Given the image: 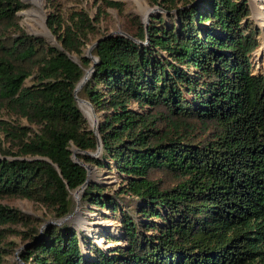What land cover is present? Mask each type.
I'll list each match as a JSON object with an SVG mask.
<instances>
[{
    "label": "trees",
    "instance_id": "1",
    "mask_svg": "<svg viewBox=\"0 0 264 264\" xmlns=\"http://www.w3.org/2000/svg\"><path fill=\"white\" fill-rule=\"evenodd\" d=\"M146 1L170 22L137 20L124 30L138 41L98 35L75 91L98 113L93 156L81 152L95 149L96 136L72 89L89 65L82 48L95 22L81 10L65 22L48 13L56 43H47L19 25L24 2L0 0V196L68 213L85 177L75 147L121 178L136 216L85 182L80 201L120 212L125 244L104 249L67 223L39 228L42 218L0 203V264L15 223L25 227L23 264H264V73L250 60L259 29L245 0Z\"/></svg>",
    "mask_w": 264,
    "mask_h": 264
},
{
    "label": "rangeland",
    "instance_id": "2",
    "mask_svg": "<svg viewBox=\"0 0 264 264\" xmlns=\"http://www.w3.org/2000/svg\"><path fill=\"white\" fill-rule=\"evenodd\" d=\"M24 2L25 7L17 10L18 23L27 33L42 37L47 43H56L55 37L49 32L45 26V18L48 13L56 15L60 22L69 21V17L74 15L75 12L81 10L84 11L90 19L95 22V31L87 35L82 51L85 52L86 47L95 40L98 35L106 34L113 30L132 29L135 22H143L144 15L148 14V17L154 16L155 19L158 15L163 17V20L168 24L170 22V16L166 14L163 8L157 4H149L146 0H112L118 2L117 5H107L104 0H40L39 4L33 3L31 0H21ZM264 2V0H262ZM261 0H245L249 13L248 22L258 27L259 32L256 35L258 40V46L251 52V64L253 73H264V3ZM255 2V3H254ZM144 9V11H143ZM26 11H33L37 15L43 14L42 24H34L30 20L27 23ZM260 21V23L258 22ZM258 22V23H257ZM116 33V32H114ZM127 33V32H126ZM128 34V33H127ZM262 47V48H261ZM67 55L74 61L77 60V55L74 52H67ZM85 69V68H84ZM84 71V70H83ZM25 83H28V79H25ZM80 107V106H79ZM82 113V112H81ZM84 113H82L83 115ZM98 113H95L96 121L98 120ZM5 117V114H1ZM85 118V115H83ZM21 123H26L24 119H20ZM86 124L89 125L88 120L85 118ZM35 129L34 125H30ZM7 144L2 140L0 133V146L5 147ZM72 148V147H71ZM100 150V149H99ZM93 152V150L91 151ZM75 154V153H74ZM99 155V151L93 156ZM3 155L0 154V157ZM8 156V155H6ZM87 164V163H86ZM88 166V180L98 181L104 186V192H111L114 199L119 205L120 209L127 210L132 217L135 216L133 211V200L125 193H119V187L121 184V178L111 168H96L94 165L87 164ZM73 190H70V198L72 200V206L69 212L76 213L77 208L75 199L73 197ZM116 192V193H115ZM79 203V215L82 219V223L87 225L92 224L94 231L88 233L80 225L70 220L71 216L62 221L74 227L76 230L81 231L90 240H92L97 246L101 248L107 247H122L125 244V239L121 233L120 212L115 210L111 211L105 206L87 205L86 202L80 201ZM0 203L7 206H13L30 216L42 218L39 220V226L46 220L56 219L52 217L42 206L36 202L17 195H5L0 196ZM56 224V223H53ZM10 231L7 232L5 241L11 243H5L4 245L11 247L15 243L14 248L8 249L3 257L1 264H23L19 258L17 252L20 250L21 242L18 230L25 227L20 223L8 224ZM43 227V226H42ZM41 228V227H40ZM121 230V231H120Z\"/></svg>",
    "mask_w": 264,
    "mask_h": 264
},
{
    "label": "water",
    "instance_id": "3",
    "mask_svg": "<svg viewBox=\"0 0 264 264\" xmlns=\"http://www.w3.org/2000/svg\"><path fill=\"white\" fill-rule=\"evenodd\" d=\"M147 20H148V14L144 15L143 17V25L145 26L146 23H147ZM114 32L116 33H119L125 37H128L134 41H138L137 39L133 38L132 36H130L129 34H127L126 32H124L123 30H113V31H110L108 33H106L105 35H110V34H113ZM103 36H101L100 38H102ZM100 38H96L94 41H92L85 49V52H84V56L88 57L90 62H89V65L84 69L81 77L78 79V81L75 83V85L73 86V89H72V93H73V98L75 100V103H76V106L77 108L80 110L79 106H78V102L79 101H83L84 103L87 104V106L89 107L90 109V113H91V116H92V119H91V123L88 125V128L95 134L96 136V145H95V149L93 150V152L91 151H88V150H81V152L85 153V154H88V155H94L96 154L99 149H100V141H99V138H98V135H97V130H96V127H97V121H96V117H95V112L91 106V104L89 103V101L87 99H84V98H81V97H78L76 94H75V91L79 88V86L81 85V83L84 81V79L87 77V75L89 74V72L91 71L92 69V65L93 63L96 61V57L93 56L91 53H90V48L97 42L98 39ZM81 111V110H80ZM78 150L77 148L75 147H72L71 148V156L73 158V160L82 165L84 168H85V177H84V180L82 183H80L77 187H75L72 191L73 193V197L75 199V202L78 203V197H79V193H80V190L82 188V186L85 184V182L88 180V166L85 162H83L81 159L77 158L75 156V151ZM71 212H68V213H65L64 215L62 216H59L57 217L56 219H50V220H46L44 221L43 223L40 224L39 228L46 225L47 223H56V224H59L61 223L62 221L66 220L68 218V216L70 215ZM25 244L23 245H20L19 247H23ZM22 262V261H21Z\"/></svg>",
    "mask_w": 264,
    "mask_h": 264
},
{
    "label": "bare ground",
    "instance_id": "4",
    "mask_svg": "<svg viewBox=\"0 0 264 264\" xmlns=\"http://www.w3.org/2000/svg\"><path fill=\"white\" fill-rule=\"evenodd\" d=\"M31 1L33 3H35V4H39L40 3V0H31ZM253 1H255V0H253ZM262 3H264V2L262 1ZM143 11H144V9H143ZM24 14L26 15L27 23H30V20L33 21V22H31V23H33V25L34 24H39V23L42 24V22H43V14L42 13H41V15H37V13H35L33 11H26ZM258 22L260 23V21H258ZM262 46L264 48V44ZM263 63H264V60H263ZM78 106H80L79 108H80L81 112L84 113L83 115H85V118L88 120V123L90 124L92 116H91L89 107L83 101H79L78 102ZM75 206L78 207L76 213L72 214V212H73L72 211L70 213V215L68 216L67 221H68L69 217L72 214V217L70 218V220L72 222L79 224L80 225L79 227L83 228L88 233H92L94 231V229H95L94 226L92 224L87 225L85 223H82V219H81V217L79 215V213H80V211H79V203H76Z\"/></svg>",
    "mask_w": 264,
    "mask_h": 264
}]
</instances>
